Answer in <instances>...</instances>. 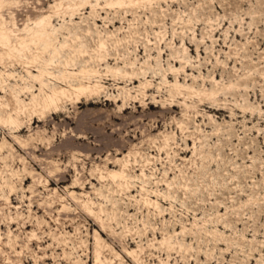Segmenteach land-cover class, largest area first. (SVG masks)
<instances>
[{"label": "rangeland", "instance_id": "rangeland-1", "mask_svg": "<svg viewBox=\"0 0 264 264\" xmlns=\"http://www.w3.org/2000/svg\"><path fill=\"white\" fill-rule=\"evenodd\" d=\"M88 1L73 17L54 14L67 0L3 10L30 41L51 16L55 64L95 68L103 88L31 118L38 85L20 61L0 63L19 79L0 90V264H94L98 237L109 264H136L123 244L142 264H264V0ZM123 161L129 191L106 170ZM174 232L191 250L160 248Z\"/></svg>", "mask_w": 264, "mask_h": 264}, {"label": "bare ground", "instance_id": "bare-ground-1", "mask_svg": "<svg viewBox=\"0 0 264 264\" xmlns=\"http://www.w3.org/2000/svg\"><path fill=\"white\" fill-rule=\"evenodd\" d=\"M141 1L151 3L152 0H137L138 4ZM96 2L98 3V0ZM14 3H16V0H0V47L3 49V52L0 54V63L4 65L6 60H8V62L20 61L25 68L26 74L33 80L35 84L38 85L39 95L43 94V99L41 100V102H35L32 107L29 108V110L31 111L30 117L32 118L33 116H37L41 118L45 115V113H56L62 111L64 109V103H71V101L79 102V99L82 97L89 98L90 96H98L102 92L103 87L98 81V79L101 78V75L97 69L90 68L76 71L75 68L71 69V66L68 65L67 62H64L62 66L60 64H55L54 55L58 56L57 50L52 47V44L50 43V40L48 38H46V43H43V36L49 35L47 27L51 26V16L42 17L35 23L37 29L39 30L33 31L34 39L30 41L20 33V30L17 28L16 23L9 21L3 14L4 9L6 10V12H10L11 8L14 7ZM88 5H90L88 0H86L84 4L80 3L78 0H67L66 4H64L63 2H59L54 14L58 15L59 13H61L64 16L70 14V16L73 17L74 15H77L82 7L85 6V8H88ZM96 6H98V4H96L94 7ZM104 6V8L106 9H118L124 7L125 2L122 0H104ZM65 47L68 48L69 51H74L70 45H65ZM59 48L63 49L64 47L62 45H59ZM104 49V43H99V54L97 56L98 60L96 61H101V53H103L102 50ZM51 51L53 52V54ZM46 56L48 58H45ZM27 57L29 59H27ZM31 67H35V69L32 71L36 74H32V72L29 70L31 69ZM57 67H61L63 69L61 76L56 75L52 71ZM125 76L127 75L125 74ZM80 77H82V79H80ZM15 78L16 76L14 75V73L0 72V90L4 92V88L8 87V81H19V79L16 80ZM73 80H75V84L72 83ZM51 81H56L60 84H63L65 87L52 89L50 88ZM93 81H95V84H93ZM194 94L199 97L201 93L194 92ZM210 97H212V95H210ZM20 112L21 109L18 107L14 110V113L17 116L20 114ZM8 120L10 124L13 125H17L18 123V121L13 119L11 115H8ZM168 141L169 138L167 137L164 143L166 144V147L168 146ZM128 157H130V155H128ZM109 164H113V162H109ZM121 167L122 170L120 171H108V169H106L107 174L120 191H129L130 184L127 175L129 162L123 161L121 163ZM141 174L143 177L145 176L143 172ZM100 178L102 180L104 179V177ZM141 192L145 193V196L141 197L140 199L142 206L147 210L153 209L154 212H157L158 215H161L162 211H160V209L158 208L159 204L157 199L152 200L151 198H149L148 192L144 189V187H141ZM152 192L156 196V198L159 196L164 197L157 190ZM251 201H253L252 205L256 203V200L251 199ZM85 209H87L88 214L92 213L91 209ZM62 210H66V207L64 205H62ZM101 213L104 212L102 211ZM97 222L99 223L102 230H107L108 227L100 218H97ZM204 224L205 223H203V225ZM193 227L195 228L196 224H194ZM186 232L187 229L185 226H183L180 231V235L182 236V238L185 237ZM154 241L157 240L154 239ZM157 243L160 248H162L166 252L172 250H178L179 252L184 250V252H187L190 249V247H186L181 243L176 232L167 236L164 235V237H162V239ZM96 247L98 249L93 252L95 261L94 264H109L108 260L103 258L102 254L100 253V250L102 249L100 237L96 238ZM149 247L154 248L152 245H150ZM137 248L141 253L142 246L138 245ZM122 249L125 254L134 261V263L142 264V262L138 260L137 251H130L124 244L122 245ZM7 260L9 262L8 258Z\"/></svg>", "mask_w": 264, "mask_h": 264}]
</instances>
